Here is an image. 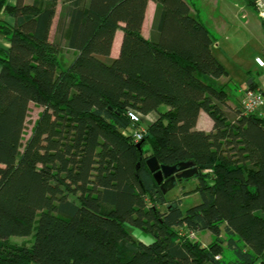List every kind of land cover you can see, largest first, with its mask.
<instances>
[{"label":"trees","instance_id":"obj_1","mask_svg":"<svg viewBox=\"0 0 264 264\" xmlns=\"http://www.w3.org/2000/svg\"><path fill=\"white\" fill-rule=\"evenodd\" d=\"M57 1L0 0L15 19L0 21L11 42L0 48V264H264V117L229 118L216 82L228 71L190 4L155 0L145 38L150 0H65L52 41ZM63 46L77 51L67 67ZM32 102L44 109L21 150ZM202 111L209 132L196 128ZM139 127L141 148L131 136ZM150 156L197 167L181 195L201 202L184 210L168 198ZM35 228L32 246L8 243Z\"/></svg>","mask_w":264,"mask_h":264},{"label":"rangeland","instance_id":"obj_2","mask_svg":"<svg viewBox=\"0 0 264 264\" xmlns=\"http://www.w3.org/2000/svg\"><path fill=\"white\" fill-rule=\"evenodd\" d=\"M205 4V10L209 16L219 20L222 27L221 31H218L219 35H217L219 41L222 42V46L215 49L216 54L232 72V83L237 84L230 85L233 92L235 93V87H246L252 79L264 78V67H260L255 62L256 56H261L264 60V20L260 17L258 11L254 10L252 5H248V0H209ZM241 5L244 6V11L241 10ZM243 13H246V16H243ZM62 52L63 49L59 57L61 63L65 61ZM163 107L167 108L166 105H163ZM43 109L36 103H30L21 150L30 138ZM143 124L147 125L148 121L144 120ZM145 150H149L148 145ZM180 184L186 190H190L195 186L191 180L182 181V183H178L177 186L167 192L168 198H182V208L184 210L201 202L202 199L198 193L182 196L181 192L184 188L181 189ZM132 232L135 237H140L137 231L132 230ZM35 233L36 228L28 236H12L9 238L8 243L14 246L25 245L30 247L35 241ZM205 233H197L195 239H200L203 243L209 244L212 241V234L210 232Z\"/></svg>","mask_w":264,"mask_h":264},{"label":"crops","instance_id":"obj_3","mask_svg":"<svg viewBox=\"0 0 264 264\" xmlns=\"http://www.w3.org/2000/svg\"><path fill=\"white\" fill-rule=\"evenodd\" d=\"M17 1L18 0H7V3L9 5H16ZM27 1H29V0H27ZM185 1H187L190 4L191 14L193 16H196L199 19H201V21L207 26V28L211 31V33L214 36L215 43L213 44V53L223 63V65L226 67V69L228 71V75L218 78L216 80V82L218 85H225V89H226L227 96H228V101L226 103L225 111L229 115L230 119H235L238 117V112H240L242 110V101H243V97H244V91L247 88V86L246 87H244V86L235 87L234 88L235 93L233 92V89L230 88V85L234 84V83H232V81H233L232 72L228 68L226 63H224V61L216 54V49H215V48L218 49L222 46L221 45L222 42L219 41V38L217 36V35H219L218 31H221L222 27L220 26L219 20H216L214 17H210L209 14L207 13V11L205 10V8H206L205 3L208 2L209 0H185ZM248 5H250L249 0H248ZM65 6H66L65 0H58L57 1L56 15L53 18V22H52V26H51V30H50V40H52V41L55 38H59L57 33H56L57 23H58V19H59V17H60ZM156 6H157V3L155 0H150L148 2L147 9L145 12V19H144L143 26H142V33H143V36L145 38H149L151 35V29H152V24H153ZM240 7H241V10L244 11V6L241 5ZM252 7L254 8V6H252ZM254 10H255V8H254ZM243 16H246V13H243ZM0 21L5 22L11 26L15 25L14 17L6 14V12H4V11L2 13H0ZM121 25L124 26L123 23H121ZM123 36H124L123 30L121 28L118 29L116 34H115L112 49H111V54H110L111 58H116L119 56L122 41H123ZM0 48L4 49L6 51H9L11 48L10 40L7 38V36H5L1 32H0ZM62 53L64 54L63 60H65L62 63L64 67H67L68 65H70V63L77 56V51L72 50V49H67L65 46H63V52ZM256 57H261V56H256ZM0 72H1V67H0ZM253 83L255 85L261 86L264 84V78L261 77V79L260 78L252 79L251 84H253ZM234 85H237V84H234ZM240 85H243V84H240ZM160 109L162 111H165L168 109V107L164 108L163 106H161ZM257 114L264 117V109L257 112ZM157 115L158 114L156 112H152V113L148 114L147 116H145L144 120L148 121V123L152 122L157 118ZM196 128L198 130H204L207 132L211 131L213 129L212 118L206 112L202 111L199 115ZM127 132L128 131H125V133H127ZM189 180H191L194 184L197 183V180L195 178H191ZM181 185L182 184H180L179 187L181 189H183L181 187ZM208 233L209 232H206L205 234H208Z\"/></svg>","mask_w":264,"mask_h":264},{"label":"built area","instance_id":"obj_4","mask_svg":"<svg viewBox=\"0 0 264 264\" xmlns=\"http://www.w3.org/2000/svg\"><path fill=\"white\" fill-rule=\"evenodd\" d=\"M256 8L260 17L264 20V0H255ZM256 63L264 67V60L261 57L255 58ZM264 109V84L256 88H246L242 101V114L257 113ZM128 116L134 123L141 122V116L135 111H129ZM144 128L139 127L132 131L131 136L136 143H139L144 136ZM192 238H196V233L189 234Z\"/></svg>","mask_w":264,"mask_h":264},{"label":"water","instance_id":"obj_5","mask_svg":"<svg viewBox=\"0 0 264 264\" xmlns=\"http://www.w3.org/2000/svg\"><path fill=\"white\" fill-rule=\"evenodd\" d=\"M251 82L252 80L248 82V85ZM141 146L142 142L137 143L138 148ZM146 164L153 173L155 181L165 193L177 186L178 183H182L183 180L192 178L198 173L197 167L190 162L177 165L161 164L156 156L148 157Z\"/></svg>","mask_w":264,"mask_h":264}]
</instances>
